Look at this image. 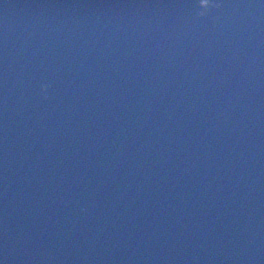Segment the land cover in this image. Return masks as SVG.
Returning <instances> with one entry per match:
<instances>
[{
  "label": "water",
  "instance_id": "1",
  "mask_svg": "<svg viewBox=\"0 0 264 264\" xmlns=\"http://www.w3.org/2000/svg\"><path fill=\"white\" fill-rule=\"evenodd\" d=\"M0 264H264V0H0Z\"/></svg>",
  "mask_w": 264,
  "mask_h": 264
},
{
  "label": "clouds",
  "instance_id": "2",
  "mask_svg": "<svg viewBox=\"0 0 264 264\" xmlns=\"http://www.w3.org/2000/svg\"><path fill=\"white\" fill-rule=\"evenodd\" d=\"M218 6V5H217ZM206 14V12H201V11H199L198 12V15H200V16H203V15H205Z\"/></svg>",
  "mask_w": 264,
  "mask_h": 264
}]
</instances>
